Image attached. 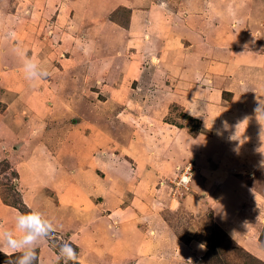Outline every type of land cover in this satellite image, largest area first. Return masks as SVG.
<instances>
[{
    "label": "rangeland",
    "instance_id": "rangeland-1",
    "mask_svg": "<svg viewBox=\"0 0 264 264\" xmlns=\"http://www.w3.org/2000/svg\"><path fill=\"white\" fill-rule=\"evenodd\" d=\"M262 152L264 0H0V223L32 155L107 176L76 218L37 194L39 264H264Z\"/></svg>",
    "mask_w": 264,
    "mask_h": 264
},
{
    "label": "crops",
    "instance_id": "crops-1",
    "mask_svg": "<svg viewBox=\"0 0 264 264\" xmlns=\"http://www.w3.org/2000/svg\"><path fill=\"white\" fill-rule=\"evenodd\" d=\"M35 157V155H32L27 162L22 164L23 166L21 165L22 170L18 171V177L16 179L17 187L19 185L22 187V189L18 187V191L19 193H23L21 199L25 204L30 201L33 209L36 212L42 213L45 207L41 203L42 200L38 201L37 194L44 193L45 195H47L48 193H51L55 197L56 202L62 205H56V207H61V211L67 209L68 215L66 218L71 219L73 217L76 218L77 216H79V214H76L77 211H80V213H84L88 208L92 209L93 207H96L93 198L98 193V187L100 189L105 188L103 186V182L107 180V176L102 177L98 176L96 173H86L85 171H79L78 169H75L74 173L71 171L66 172L64 167H62V164H55L59 162L55 161L56 158L54 156H52V160H50L46 158V155L40 157L42 158L43 163L38 162V164H36L35 166L34 171H32L30 168L33 166H30L29 163L33 162L32 159H35ZM27 163L28 165L24 166ZM26 168L28 169L26 170ZM76 205H78V207ZM71 214H73L74 216H72ZM41 215L42 217L44 216L43 214ZM91 216L92 215L89 214L88 216L84 217L90 218ZM61 217H63V215ZM61 217L59 216L60 219ZM15 219L16 217L12 215V213H5V219L1 220L2 223L0 224L2 226L8 227L7 222L12 223L15 221ZM85 226H87V224ZM2 229V231H11L14 236L21 235L18 229H15L13 225L10 229ZM1 247H3L2 250H5L6 252H8V254L14 252L12 249L6 247L2 241H0V248Z\"/></svg>",
    "mask_w": 264,
    "mask_h": 264
},
{
    "label": "clouds",
    "instance_id": "clouds-1",
    "mask_svg": "<svg viewBox=\"0 0 264 264\" xmlns=\"http://www.w3.org/2000/svg\"><path fill=\"white\" fill-rule=\"evenodd\" d=\"M22 59L23 71L27 80L36 81L47 77L46 70L43 77L36 76L35 69L38 63L34 59L23 56ZM261 166L264 167V161H261ZM16 228L21 235L14 236L11 231H0V241L9 249L20 253L15 264H39L36 245L53 231L51 222L44 219L39 212L32 211L28 214H19L16 217ZM59 257L63 258L64 264H69V262L78 264V253L71 244L61 246Z\"/></svg>",
    "mask_w": 264,
    "mask_h": 264
},
{
    "label": "built area",
    "instance_id": "built-area-1",
    "mask_svg": "<svg viewBox=\"0 0 264 264\" xmlns=\"http://www.w3.org/2000/svg\"><path fill=\"white\" fill-rule=\"evenodd\" d=\"M182 182H185V184H186V182H188V180H186V179H185V181H184V180H182Z\"/></svg>",
    "mask_w": 264,
    "mask_h": 264
}]
</instances>
